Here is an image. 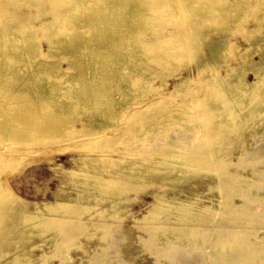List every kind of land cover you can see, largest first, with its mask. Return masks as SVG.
<instances>
[{"label": "bare ground", "instance_id": "bare-ground-1", "mask_svg": "<svg viewBox=\"0 0 264 264\" xmlns=\"http://www.w3.org/2000/svg\"><path fill=\"white\" fill-rule=\"evenodd\" d=\"M2 1L0 0V259L5 256L3 254L6 245L14 243L19 248L22 239L27 238L26 242L31 239L33 228L40 231L39 234H45L53 228L65 232L71 229L74 232L69 234V240L74 242L72 236L86 231V227L76 220L62 218V215L69 216L72 214L70 212L76 211L74 214L80 216L91 209L87 205L80 208L71 201L56 200L46 202L44 209L29 212L26 210V204L12 190L7 176H1L5 166L18 165L24 154L37 151L46 155L51 152L65 154L69 150L79 151L82 159L86 161L104 163L100 164L101 166H118L122 164V159L117 163L112 158V150H107L105 144L101 145L100 154L93 155L85 150L100 145L101 141L108 143L117 139L124 143V139L134 136L139 129L145 138L150 128L165 120L168 126L180 125L182 121H194L195 117L187 111L193 106L196 93L189 89L192 76H181L172 90V94L184 92V96L189 98L187 102L182 100L175 103L173 100L167 103L148 99L135 103V100L144 98L152 91L148 82L154 79L152 72L160 73L158 65L163 57L154 58L157 62L152 63L149 58L154 56L149 55L148 59L145 56L146 53L154 52V46L163 43L158 39L166 30L157 29L154 24L163 22L167 25H177L183 40L187 41L186 46L193 52L196 68L201 74L211 64L219 67L224 62L229 63L227 53L230 49V34L250 3H261L263 0H234L228 3L226 0H36V7H32L33 2L12 4L7 0V3ZM212 3L218 9H214ZM181 11L187 15V24L185 18L179 15ZM253 18L259 32L255 36L250 34L251 43L245 50L247 56L241 58L235 68H230L227 64L229 69L224 77L216 78L213 73L203 81L209 106L228 117L229 135L239 128L236 124L240 120L249 122L253 118V105L264 90V45L261 44V41H264V7L259 5L253 13ZM8 20L12 25L6 23ZM36 21L39 24H36ZM174 34L177 33H171L175 36ZM150 40L153 41L152 49L147 51L142 46ZM43 42L47 43L48 50L44 49ZM255 55L260 57V60H255ZM150 62L151 65L147 66ZM249 73L255 75V81L249 82ZM136 74H139L140 78L136 79ZM163 81L166 82V79L163 78ZM246 89L251 93H258L251 105H247L251 97ZM78 124H82V127H78ZM197 133V137L203 140L205 136L199 131ZM181 148L179 149L182 150ZM144 157L139 156V160L132 164L136 167L146 166ZM163 158L164 162L172 163H180V159L183 160L168 155L163 156L162 160ZM188 162L191 163L189 160ZM147 164L148 167L144 169L148 173H165L167 170L155 167L159 166L158 160ZM118 170L119 167L111 173H119L126 183H131V178H145L144 171L135 170V167L125 171ZM192 174L191 170H187L168 180L177 184L190 179ZM104 183L100 177L94 179L96 185ZM76 198L80 200L84 197L79 193ZM111 198L113 203L117 202V198ZM95 199L100 201L97 196ZM159 205L154 203L148 214L144 215V219L160 221L166 211L165 207ZM113 213L108 214V210L102 208L98 215L92 217L119 216L118 213ZM164 230L166 231L161 229ZM197 230L183 235L191 250H194L192 247H198L195 248L198 250L206 238L203 229V233ZM149 231L151 236L154 235L155 226H149ZM181 234L180 232L179 236ZM240 238L239 234H235L224 246L228 247L226 256L230 261L234 259V254H238L243 260L247 258L245 251L240 254L241 247L245 246V242H241ZM240 242L244 246H241ZM223 245L221 242L220 246ZM38 246L35 244L31 247L34 249ZM203 246L201 245L202 249ZM189 248H185L187 252H191ZM202 249L199 251L202 252ZM165 250V254L172 255L175 260L181 255L174 254L176 246L172 244ZM45 257L41 256L43 263L40 264L48 262ZM24 260L25 256L17 254L5 264H23Z\"/></svg>", "mask_w": 264, "mask_h": 264}, {"label": "rangeland", "instance_id": "rangeland-1", "mask_svg": "<svg viewBox=\"0 0 264 264\" xmlns=\"http://www.w3.org/2000/svg\"><path fill=\"white\" fill-rule=\"evenodd\" d=\"M7 1L12 4L33 2L32 7H36V0ZM233 1L226 0L227 3ZM212 4L214 9H218L214 3ZM259 5L264 7V0L261 3L257 1L250 3L230 34V49L227 53L229 63L224 62L219 67L211 64L201 74L196 68L193 52L191 53L186 46L187 41L183 40L184 37L178 31L177 25H167L163 22L154 24L157 29L166 30L158 39L163 43L154 46V52L146 53L145 56L148 59L149 55H153L154 57L149 58L152 63L157 62L154 58L163 57L158 65L160 73L152 72L154 79L148 80L152 91L144 96L143 100L140 98L135 100V103L148 99L167 103L173 100L175 103L177 101L180 103L182 100L187 102L189 98L184 96V92L172 94V90L181 76H192L189 89L196 93L194 104L187 111L189 115L195 117L194 121H182L180 125L168 126L165 120L150 128L145 138L144 133L139 129L136 136L131 135L128 139H124V143L117 139L108 143L101 141L100 145L85 150L92 152L93 155L100 154L101 145L105 144L107 150H112V158L117 163L122 159V164L118 166L108 168L101 166L100 164L104 163L100 161H86L82 159L79 151L72 150L65 154L51 152L46 155L39 151L28 153L24 154L18 165L5 166L1 176H7L12 190L26 204V210L29 212L44 209L46 202L67 200L80 208L84 205L88 208L90 206L91 213L89 210L88 213L78 216L75 215L76 211H72L70 217L67 214L62 215V218L76 220L86 227V231L78 232V236L77 234L72 236L74 242L69 240L71 239L69 234L74 232L71 229L65 232L53 228L45 234H39L40 231L33 228L31 239L27 242L25 241L27 238L22 239L19 248L14 243L6 245L4 248L6 251L3 249L5 256L1 257L0 262L5 264L18 254L26 257L23 264H40L43 255L47 256L45 260L49 262L46 261L45 264H264V256H262L264 255V90L253 105V118L249 122L240 120L236 124L239 128L229 135L228 117L217 113L209 106L205 96L206 86L203 84V81L205 82L213 73L216 78L224 77L229 69L227 64L230 68H235L240 59L247 56L245 50L251 43L250 34L255 36L259 32L253 18V13ZM26 11L29 12L27 8ZM181 12L179 15L186 21L187 15L184 11ZM183 20L182 27L185 30ZM6 23L12 25L9 20ZM36 24L39 22L36 21ZM172 32L177 34L173 36ZM152 44L153 41L150 40L142 47L148 51L152 49ZM261 44L264 45V41H261ZM43 45L44 49L48 50L47 43L43 42ZM254 58L260 60L257 55ZM151 62L146 65L150 66ZM135 78H140V75L136 74ZM248 80L255 81V75L249 73ZM246 92L251 97L247 105H251L258 93H251L249 89H246ZM232 104L235 105V102ZM233 109L236 110L235 106ZM124 122L125 120L122 121ZM78 125L82 127V124ZM197 131L205 136L203 140L197 137ZM167 155L182 158L184 162L181 159L180 163L164 162L165 158L162 160V157ZM139 156H145L146 166H137V168L132 164L139 160ZM152 160H158L159 166L155 167L167 168L166 172L148 173L145 169L148 167L147 163ZM118 167V171L135 167V170L144 171L145 178H131V183H126L119 173H111ZM187 170H191L193 174L185 182L174 184L168 180ZM85 176H89L88 179H85ZM96 177L102 178L105 183L94 184ZM79 193L82 194L83 199L76 198ZM96 196L100 201H96ZM112 196L117 198V202L113 203ZM154 203L165 207L166 214L160 221L152 222L144 219V215L148 214ZM102 208H106L108 214L112 215L114 212L119 216H115L117 218L101 216L100 219L97 215ZM97 210L99 211L96 212ZM95 214L96 217H92ZM151 225L155 226L156 236H151L149 231ZM162 228L166 231H161ZM201 229L204 230L206 237L203 239L204 244L201 243L204 245L203 249L198 245L202 252L195 249L198 247H192L194 250H191L188 240L183 235L193 230L203 233ZM180 232L182 234L179 236ZM233 234H239L241 242H245V246L240 242L241 246H244H240L242 248L240 254H244L243 251L248 254L244 260L239 258L238 254H234V259L231 261L226 256L228 247L224 246L231 241ZM221 242L224 243L222 247ZM35 244L39 246L32 249L31 246ZM171 244L176 246L174 254H184L185 257L178 255V259L175 260L172 255L165 254V249ZM59 246L61 247L58 248ZM185 248H189L191 252H187L188 249ZM53 254L57 256L54 257Z\"/></svg>", "mask_w": 264, "mask_h": 264}]
</instances>
